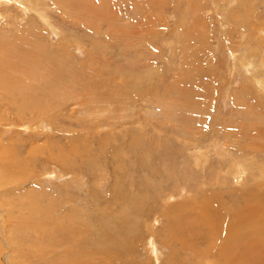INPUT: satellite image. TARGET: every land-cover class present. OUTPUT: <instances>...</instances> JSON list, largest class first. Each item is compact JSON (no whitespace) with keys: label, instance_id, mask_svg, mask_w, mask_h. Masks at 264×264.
<instances>
[{"label":"rangeland","instance_id":"374dc122","mask_svg":"<svg viewBox=\"0 0 264 264\" xmlns=\"http://www.w3.org/2000/svg\"><path fill=\"white\" fill-rule=\"evenodd\" d=\"M263 23L264 0H0L24 61L0 70L23 91H0V264H264Z\"/></svg>","mask_w":264,"mask_h":264},{"label":"bare ground","instance_id":"6f19581e","mask_svg":"<svg viewBox=\"0 0 264 264\" xmlns=\"http://www.w3.org/2000/svg\"><path fill=\"white\" fill-rule=\"evenodd\" d=\"M218 5H219V3H218ZM31 8V7H30ZM221 16V15H220ZM258 17V16H257ZM263 17V16H262ZM252 18V17H251ZM247 19H249V16H245V17H242V20L243 21H246ZM257 20L259 21V19L257 18ZM249 22V21H248ZM264 24V23H263ZM259 30H260V28H259ZM264 31V30H263ZM260 35H261V33H260ZM242 40V39H241ZM1 45H0V53H2V48H5V45H4V43H0ZM242 45V44H241ZM13 47V46H12ZM32 47V46H31ZM245 51V50H244ZM246 54V53H245ZM249 54V53H248ZM249 56V55H248ZM10 57H11V55H10ZM44 57V56H43ZM15 58V57H14ZM45 58V57H44ZM47 59H48V57H46ZM34 60V59H33ZM41 60H43V59H41ZM46 60V59H45ZM18 62V61H17ZM15 62V61H13L11 58H10V60L8 61V59H7V56H5V59H3V57L0 55V70L2 69V71L3 70H5L6 69V67L8 68V70L10 71V69H9V67H12L13 65H15V64H19V66L21 67L22 65H23V62L24 61H22V62ZM30 62V61H29ZM35 62V61H34ZM252 64V63H251ZM24 68H27L25 65H24V67H23V69ZM8 70H6V72H9ZM30 72V71H29ZM32 72V71H31ZM33 73H31V75H32ZM2 75H3V72H1L0 73V91L2 90V91H4V90H6L7 91V89H8V91L10 90V91H12V90H15V91H19V92H23L21 89H19V88H21L20 87V84H19V82H17L16 80V83H18L17 85L15 84V81L14 80H11L10 79V77L7 79V76H5L4 78H2ZM29 79V78H28ZM22 84V83H21ZM15 85L17 86V87H19V88H15ZM9 91V92H10ZM40 98V97H39ZM43 98H44V96H43ZM41 99V98H40ZM245 145H247V144H245ZM249 145H251V143L249 144ZM248 146V145H247ZM253 148V147H252ZM250 149H251V147H250ZM249 149V150H250ZM247 150H248V148H247ZM255 150V149H254ZM21 183V182H20ZM23 191V190H22ZM8 201V200H7ZM205 201V200H204ZM203 201V202H204ZM211 202H213V201H211ZM205 203H207V202H205ZM209 203H210V201H209ZM7 204V203H6ZM210 205H211V203H210ZM210 205H207V208L210 206ZM3 206H5V205H3ZM21 207V206H20ZM212 208V207H211ZM1 210V209H0ZM22 210V209H21ZM204 210V209H203ZM200 211H202V210H200ZM2 212V211H1ZM51 212V211H50ZM50 212H48L47 214H46V216H47V218L50 216ZM198 212V211H197ZM206 212H209V213H206ZM204 214H205V217L207 218L206 219V223L208 222L209 223V225H210V216H212L213 214L207 209V211H206ZM22 213H23V211H22ZM203 213V212H202ZM201 213V214H202ZM5 215V218H8L9 217V214L8 213H2V215ZM8 214V215H7ZM37 214H39V213H37ZM198 214V213H197ZM264 214V213H263ZM263 214H261V220L264 222V215ZM43 215V214H42ZM196 215V214H195ZM32 217V216H31ZM31 217H29V218H31ZM40 217H42L41 215H40ZM44 217V216H43ZM50 218V217H49ZM202 218V217H201ZM213 218V217H212ZM215 218H216V216H215ZM19 219V218H18ZM7 220V219H6ZM40 220V219H39ZM49 220L48 219H41V223H43L44 225H40V222H37L36 220H35V222L33 221V222H29L28 221V223H25V227H29V228H31L32 230H33V232L37 235V240L40 238L39 237V234L40 233H42V239H43V242H46V240H48V239H50L51 238V230L49 229V230H47V228H50V222H48ZM9 222V221H8ZM197 222H198V220H197ZM201 222V221H200ZM76 223H77V220H76ZM202 223V222H201ZM219 222H217L216 224H218ZM238 223H239V225H238ZM237 223V226L235 227L234 226V230L230 233V239H231V242H237L239 245H240V241L239 240H241V230H240V227H238V226H240V222H238ZM7 223H6V221H2L1 222V225H2V227L0 226V230L6 225ZM34 224H37L36 226L38 227V228H40V229H38V228H36V227H34L33 225ZM78 224L79 223H77V227H78V230L79 231H81V227L80 226H78ZM196 224V223H195ZM197 225V224H196ZM257 225H258V223H257ZM211 226H213L212 227V229L210 230V232L207 234V237L209 238V239H213V238H215V233H216V231H217V229L214 231V234H213V229H214V227H215V223L213 222V225H212V223H211ZM211 226H209V228L211 227ZM252 226V225H251ZM21 227V226H20ZM258 227H259V225H258ZM236 229H239V230H236ZM254 229V228H253ZM172 230V229H171ZM190 230V229H189ZM220 230V229H219ZM262 230V229H261ZM29 231V230H28ZM197 232H200V230L199 231H197ZM14 233H16V232H14ZM20 233V232H19ZM23 233V232H22ZM27 232H24V234H26ZM2 234H3V236H5V234H6V230H2ZM17 234V233H16ZM24 234L23 235H21L20 234V236L19 237H23L24 236ZM184 234V233H183ZM187 235V234H186ZM262 236L264 235V234H261ZM13 236H15V235H13ZM17 236V235H16ZM19 237H17V239L19 238ZM76 237H77V235H76ZM75 237V238H76ZM13 238V237H12ZM11 238V239H12ZM24 238V237H23ZM257 238V237H256ZM262 238V237H261ZM253 239V238H252ZM10 240V239H9ZM63 239H61L60 241H62ZM244 240H246L245 238H243V241ZM5 241H7V240H5ZM13 241V240H12ZM14 241H15V243H16V240L14 239ZM13 241V242H14ZM20 241V240H19ZM18 241V242H19ZM27 241V240H26ZM108 241H110V239H108ZM41 242V241H40ZM258 242H260V243H263L264 241H262V239L261 240H259ZM8 244V243H7ZM18 244V243H17ZM101 243L99 242V247H98V250H101V252L102 253H108V254H113V255H116L115 254V251H116V247H114V246H106V247H104V246H101L100 245ZM113 244H114V242H113ZM41 245V244H40ZM50 246H52V244L50 243L49 244ZM103 245V244H102ZM111 245V244H110ZM236 245V244H235ZM238 245V246H239ZM225 246V245H224ZM9 248H11L10 246H9ZM66 250H68V249H66ZM227 250V249H226ZM77 252V255H81V257H79V258H76L75 260H74V262L75 263H77V264H87V261H88V258H87V255H85V254H83V253H81L80 251H76ZM118 252V251H117ZM224 253H226L225 251H223ZM222 252V253H223ZM228 252V251H227ZM65 253H66V251H65ZM156 253V252H155ZM221 253V254H222ZM231 253V252H230ZM230 253L228 254V255H230ZM69 255H71L72 256V254H71V252H70V254ZM227 255V254H226ZM225 255V257H228V256H226ZM220 256V255H219ZM223 256V255H222ZM73 257V256H72ZM230 257V256H229ZM71 258V257H70ZM74 258V257H73ZM233 259H234V257H232ZM221 259V258H220ZM72 260H70L69 261V264H75L74 262H71ZM218 263V262H217ZM215 264H216V262H215ZM220 264V263H219Z\"/></svg>","mask_w":264,"mask_h":264}]
</instances>
